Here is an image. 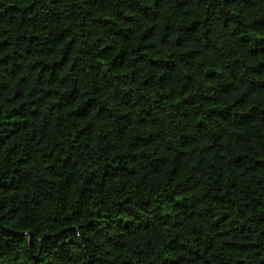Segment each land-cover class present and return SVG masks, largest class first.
Wrapping results in <instances>:
<instances>
[{
	"label": "trees",
	"instance_id": "obj_1",
	"mask_svg": "<svg viewBox=\"0 0 264 264\" xmlns=\"http://www.w3.org/2000/svg\"><path fill=\"white\" fill-rule=\"evenodd\" d=\"M0 264H264V0H0Z\"/></svg>",
	"mask_w": 264,
	"mask_h": 264
}]
</instances>
